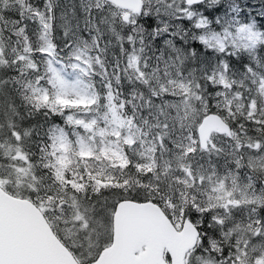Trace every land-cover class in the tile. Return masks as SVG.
I'll return each mask as SVG.
<instances>
[{
	"label": "snow or ice",
	"instance_id": "snow-or-ice-1",
	"mask_svg": "<svg viewBox=\"0 0 264 264\" xmlns=\"http://www.w3.org/2000/svg\"><path fill=\"white\" fill-rule=\"evenodd\" d=\"M173 3L146 0L137 30H150L153 41L169 34L165 17ZM182 5L186 15L174 19L191 22L196 30L192 42L216 59L200 65L199 77L196 68L187 76L181 72L185 82L179 92L165 85L151 89L139 117L121 119L110 105L101 112V98L92 86L79 76L67 80L62 69L45 73L47 86L41 85L43 77L35 86L25 85L31 87L24 96L30 118L51 113L63 120L46 128L33 123L22 135L30 142L37 138L34 150L24 153V171L31 174L36 192H43L37 197L41 206L46 197L57 226L68 233L62 239L70 241L65 245L73 256L69 264L96 259L93 237L98 242L117 206L140 192L146 200L166 202L187 223L195 241L187 264H264V0H182ZM0 20L8 23L2 15ZM187 35L185 29L180 37L185 44ZM164 44L181 65L198 55L197 49L177 48L172 40ZM108 88L111 101L110 81ZM221 112L239 121V131L224 123ZM210 121L234 141L227 153L213 142V128L206 127ZM8 127L19 141L20 133ZM214 153L226 155L222 167L211 159Z\"/></svg>",
	"mask_w": 264,
	"mask_h": 264
},
{
	"label": "rangeland",
	"instance_id": "rangeland-1",
	"mask_svg": "<svg viewBox=\"0 0 264 264\" xmlns=\"http://www.w3.org/2000/svg\"><path fill=\"white\" fill-rule=\"evenodd\" d=\"M75 1L77 0H63L58 3V0H23V3H18L17 0H9L8 4L5 5L3 0H0V15L8 21L6 24L3 20H0V58L5 60L4 55L7 52L9 57L13 59L21 58L22 63L27 67H36L34 62L36 61L42 66H47L46 69H49V74L51 69H62L61 75L67 80H75L79 76L87 84L86 78L89 72L102 67L104 55L107 53L108 48L116 44L118 45L119 55H112L111 57L119 60L121 55L127 52L125 65L133 74L132 78L141 84H144L145 80L148 81L147 85L144 84L146 92L144 94L140 93L141 107L136 111V117L145 112V101L149 98L151 89L159 90L161 85H165L169 88V91L179 92L178 85L185 82L181 72L187 76L190 69L196 68V76L199 77L200 65L211 64L216 59L214 53L205 55L201 50L202 46L199 43L192 42L191 37L196 30L192 28L191 22L174 19L175 16L186 15V12L182 10V0H174L170 10L171 15L165 17L170 25L169 34L163 35L154 41L150 30L144 32L137 30L140 24L139 13L146 0H141L140 9L131 11L126 20L122 18L125 10L108 0H99V2L98 0H78L82 2L80 4L81 14H78V10L73 6ZM169 2L171 3L172 0H169ZM21 11L23 12L22 16L20 15ZM114 12L116 13L115 16H113ZM208 15L211 16L212 13H208ZM53 18L55 20L54 24H52ZM133 19L137 21L135 25L131 23ZM199 19V16L194 17L196 21ZM13 20L17 22L12 23ZM177 25L180 27H177ZM30 27L32 30L27 34ZM54 27H60L63 35L54 32ZM213 27L215 28V25ZM238 28V25L234 26V29L238 30ZM185 29L188 30V35L184 37L188 40L187 44L180 39ZM210 31V29L205 30L206 33ZM53 32L55 34H52ZM172 32H175L176 35L172 36ZM165 40H172L177 48L185 50L195 48L198 50V55L196 57L189 55L186 62L181 65L171 46L164 44ZM6 47L8 50H6ZM12 53L14 56H12ZM72 64H76L77 68L73 69L70 66ZM117 72L120 71L117 70ZM30 75H32L29 78L32 81V86H35L40 76L38 73L35 75L33 71ZM169 81L175 83L170 84ZM41 85L47 86V84ZM210 99L212 98L210 97ZM215 102L212 99V103ZM219 114L229 123L230 129L239 131L237 128L239 121L227 119L226 112ZM80 117L88 118L84 112H80ZM136 122L138 123V121ZM193 131H196V129L194 128ZM212 140L218 147H223L225 153L230 151L231 144L234 143L226 133L220 132H212ZM2 153L5 154L7 151L4 149ZM202 155L205 160L209 158L207 153ZM226 158L225 154H219L218 156L215 153L211 157L221 167ZM0 173V181L5 186L17 191L26 189L25 184L28 183L27 173L21 165L14 164L11 168L3 165L0 168ZM28 174L31 178V174ZM29 183L36 198L38 195H43L42 191L40 193L36 192L37 187L34 183ZM37 201L39 208L42 210V207H44L45 211L47 210L46 213L49 219L51 218L55 223L53 230H57L61 237L67 235L68 233L65 230L57 226L58 218L51 211V205L46 203V197L43 206H41L39 199ZM168 209L175 224L179 227L181 225L179 215L174 213L170 207ZM67 242L70 243V241ZM91 243L93 245L92 254L96 256L100 250L99 242L93 237Z\"/></svg>",
	"mask_w": 264,
	"mask_h": 264
},
{
	"label": "water",
	"instance_id": "water-1",
	"mask_svg": "<svg viewBox=\"0 0 264 264\" xmlns=\"http://www.w3.org/2000/svg\"><path fill=\"white\" fill-rule=\"evenodd\" d=\"M108 1L125 10L124 20L141 6V0ZM206 127L225 133L216 121ZM194 242L187 223L176 226L157 202L129 199L117 206L111 240L90 264H185ZM65 245L35 202L0 185V264H69Z\"/></svg>",
	"mask_w": 264,
	"mask_h": 264
},
{
	"label": "trees",
	"instance_id": "trees-1",
	"mask_svg": "<svg viewBox=\"0 0 264 264\" xmlns=\"http://www.w3.org/2000/svg\"><path fill=\"white\" fill-rule=\"evenodd\" d=\"M62 1L63 0H58V3ZM81 3L82 2L78 0L73 3L75 9L78 10V14L82 13L80 8ZM54 23L55 20L53 18L52 24ZM31 30L32 28L30 27L27 34H29ZM53 31L59 32L61 35H63L62 29L60 27H54ZM54 32L52 34H55ZM7 34L9 33L7 32ZM49 36L51 37L52 35ZM6 50H8L7 47ZM112 55H119L118 45L116 44H113L108 48L107 53L104 55L102 67L93 69V71L89 72L86 82L92 86V89L95 91L96 95L101 98L99 101L101 105V112L106 111L107 109L105 106L110 105L111 108L115 109L119 113L121 119L134 118L136 117V111H138L141 107L140 93L144 94L146 92V87L144 84H141L139 81L132 78L133 74L125 65L127 52L122 54L119 60L113 59L111 57ZM12 56H14V54ZM4 57L6 58L5 60L0 58V82H2L0 83V125H3V127H0V145H3V147H0V168L3 165L10 166L11 168L15 164L21 165V167H23L25 170L28 167V163L24 160V153L28 149L34 150V142L37 140V138L33 136L31 142L24 138L22 135L23 128L28 127L33 123L43 124L44 128H46L48 123L63 124V120L60 118L53 119L51 113L34 114V118H30L28 116V112L32 109L31 105H29L24 99V96L31 94V87L25 88V85H32V81L29 79L32 77V75H30L31 71H33L35 75L38 73L40 77H43V79L40 81L41 84H47L46 82L48 76H45L46 72L49 73V69H46L47 66H42L39 62L32 60L35 62L36 66L39 67V71H37L36 67H27L24 63H22L21 58L17 57L16 59H13L12 57H9L7 52H5ZM117 70L120 72L118 73ZM117 77H119V79H117ZM109 81L111 82V101L108 99ZM9 124L12 125L13 129H16L20 133L21 139L19 141L9 134ZM69 131H71V129H69ZM4 149L7 151L5 154L2 153V150ZM76 159L80 160L79 157H76ZM81 163H83V161H81ZM89 163H94V161H89ZM72 167L75 169L76 165L74 164ZM26 177L28 183L25 184L26 189L22 191H17L11 187H7L1 181L0 185L8 192L14 195L27 197L39 205L37 201L38 199L35 197L32 187L29 186V182H32V180L28 173ZM35 186L37 187L36 184ZM39 187L43 189L44 186L40 185ZM145 196V192H140L137 195L136 200L145 199ZM156 202H158L171 217L170 210L168 207H166V203L159 201ZM42 210L44 211L43 213L46 215V218L52 227L55 228V223L51 220V218L49 219V216L46 213L47 210L45 211L44 207H42ZM54 231L64 243H68L66 240L62 239L57 230ZM110 238L111 226L109 224L98 241L99 249L106 245L110 241ZM191 250L188 252L185 264L188 262L189 253Z\"/></svg>",
	"mask_w": 264,
	"mask_h": 264
},
{
	"label": "flooded vegetation",
	"instance_id": "flooded-vegetation-1",
	"mask_svg": "<svg viewBox=\"0 0 264 264\" xmlns=\"http://www.w3.org/2000/svg\"><path fill=\"white\" fill-rule=\"evenodd\" d=\"M96 257H97V255H96Z\"/></svg>",
	"mask_w": 264,
	"mask_h": 264
}]
</instances>
